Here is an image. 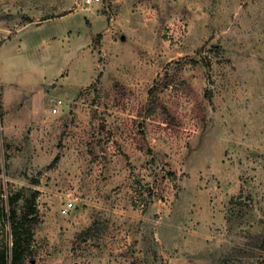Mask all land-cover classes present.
I'll use <instances>...</instances> for the list:
<instances>
[{"label":"rangeland","instance_id":"rangeland-1","mask_svg":"<svg viewBox=\"0 0 264 264\" xmlns=\"http://www.w3.org/2000/svg\"><path fill=\"white\" fill-rule=\"evenodd\" d=\"M29 189L26 264H264V0H0V209Z\"/></svg>","mask_w":264,"mask_h":264},{"label":"trees","instance_id":"trees-1","mask_svg":"<svg viewBox=\"0 0 264 264\" xmlns=\"http://www.w3.org/2000/svg\"><path fill=\"white\" fill-rule=\"evenodd\" d=\"M32 22V21H31ZM101 35L95 38L96 45L100 42ZM154 90V89H153ZM152 90V94L154 91ZM60 157L57 156L53 164L58 163ZM30 190L29 197L22 195L10 196L7 198L5 209H0V222L1 220L8 223L11 229V245H1L0 247V264H26L28 258L33 254L32 242L34 235V228L37 224V206L36 199L38 191ZM18 202H23V212L19 213L17 206ZM260 247L264 249V241Z\"/></svg>","mask_w":264,"mask_h":264},{"label":"built area","instance_id":"built-area-1","mask_svg":"<svg viewBox=\"0 0 264 264\" xmlns=\"http://www.w3.org/2000/svg\"><path fill=\"white\" fill-rule=\"evenodd\" d=\"M101 0H83L84 2V5L86 6H90L92 4H95V3H99ZM73 204L72 203H68L64 209H63V212L64 213H68L70 211V209L72 208Z\"/></svg>","mask_w":264,"mask_h":264}]
</instances>
